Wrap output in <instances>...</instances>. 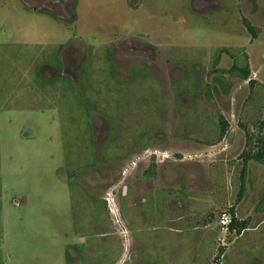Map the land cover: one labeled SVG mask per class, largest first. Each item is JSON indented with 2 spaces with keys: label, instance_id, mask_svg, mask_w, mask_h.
<instances>
[{
  "label": "rangeland",
  "instance_id": "obj_1",
  "mask_svg": "<svg viewBox=\"0 0 264 264\" xmlns=\"http://www.w3.org/2000/svg\"><path fill=\"white\" fill-rule=\"evenodd\" d=\"M125 42L138 45L133 57ZM110 45L121 85L105 77ZM221 49L248 56L253 91L213 73ZM87 52L99 71L86 62L78 83ZM232 65L223 54L216 68ZM38 75L72 92L42 89ZM219 116L230 131L207 146ZM263 118L264 0H0V264H264V225L242 236L219 226L236 204L240 123L251 132ZM262 173L251 166L239 217L253 218ZM108 194L111 211L90 203ZM221 239L235 242L213 261Z\"/></svg>",
  "mask_w": 264,
  "mask_h": 264
},
{
  "label": "trees",
  "instance_id": "obj_2",
  "mask_svg": "<svg viewBox=\"0 0 264 264\" xmlns=\"http://www.w3.org/2000/svg\"><path fill=\"white\" fill-rule=\"evenodd\" d=\"M243 24L247 30V32L251 35L252 39H257L258 35L260 33L259 29L254 27L253 25H251V23H249V21L247 20H243ZM218 57L216 58V60L214 61L213 64V73L218 75V76H228L230 78H235L238 79L242 82H249L250 88L253 91L255 85L257 84L255 81L251 80V73H250V68H249V62H248V56L245 53H241V52H237V53H233L227 49H221L218 51ZM59 53V50H58ZM88 58L87 60L84 62L83 66L86 64V62L91 61V57H90V52H88ZM227 55L231 58H233V65L230 69H217V63L219 62V58L221 57V55ZM56 64L59 66L60 64L56 62ZM91 65V63L88 65V67ZM81 66V69L79 70V81L78 83H83L86 82V73H87V69L88 67L86 66ZM189 71H186V73L183 76V79H185L187 81V83L189 82L190 78L188 75ZM38 81H42L43 84L41 86L42 89L46 88V83H47V87L48 85L51 86H55V84H59L61 86H65V89L67 91H71L72 92V82H69V80H62V79H50L48 81H45L43 78H41L39 75L36 76ZM197 78L192 82L193 86H196L197 82H196ZM45 85V87H44ZM82 84H79V89L80 86ZM76 95V94H75ZM90 97L86 98V103H85V110H86V115L87 117L89 116V112H93L96 111L95 106L93 105V101H91L89 99ZM93 102V103H92ZM87 107L90 108L87 109ZM73 108L72 105L69 107V111H67V114L72 116L74 115L73 113ZM78 110H76L75 112H77ZM91 116V115H90ZM253 125V130L250 132L247 128L246 125L241 124L240 123V127L243 131V133L245 134L246 137V147L243 150V152L239 155V161H240V172L238 173V177H239V189L238 192L236 194V201H235V205L233 204L230 208L227 209V211L225 213L229 214L231 216V223L228 227L227 233L228 234H236L237 236H242L243 234H245V232L248 231L249 226H250V217H246V218H242L239 217L237 215V211H236V206L239 205L240 203H242L246 197H247V192H248V188L250 185V165H257L260 169H262L263 171V175H264V118L261 120H257L254 121L252 123ZM88 127H91V124L88 123L87 124ZM217 126H218V130H217V139L215 140V142H207L206 145L207 146H213L216 142H221L222 140H224V138L227 136V134L230 131V126L229 123L225 120L224 117L219 116L218 120H217ZM148 146L143 147L144 150H146ZM151 168V167H150ZM155 165H152L151 169H148V171H146V175L148 178H151L154 176L155 172L154 169ZM92 202V204H94L95 206L99 203H97L95 201V199L92 197V199H90V203ZM103 205L105 206V203L103 202ZM254 211L255 212H259L260 214H262L263 209H264V193L262 194V196H260V198H258V200L255 202V206H254ZM105 209V207L103 208V210ZM264 214V213H263ZM221 216V215H220ZM213 218L212 214L207 215L204 220V223H206L207 218ZM79 249H77L78 251ZM67 255V254H66ZM68 256V255H67Z\"/></svg>",
  "mask_w": 264,
  "mask_h": 264
},
{
  "label": "crops",
  "instance_id": "obj_3",
  "mask_svg": "<svg viewBox=\"0 0 264 264\" xmlns=\"http://www.w3.org/2000/svg\"><path fill=\"white\" fill-rule=\"evenodd\" d=\"M44 66V68H46V65L44 64L43 65ZM41 68H43V67H41ZM40 76V75H39ZM41 77V76H40ZM42 78V77H41ZM44 79V78H43ZM45 80V79H44ZM45 81H47V80H45ZM251 166H253L252 164L250 165V168H251ZM255 166H257V165H255ZM260 177V176H259ZM262 178L261 179H259L260 181V184H261V187H260V189H258V192H257V194L259 193V192H261V189H263V191H264V175H263V173H262V176H261ZM185 194H190L189 192H187V193H185ZM256 194V195H257ZM184 197H190V196H187V195H184ZM258 197H259V194L256 196V198L257 199H255V202L258 200ZM255 202L253 203H251L252 204V206H253V208H252V210H253V212H252V214L254 215L253 216V218H251L250 216H246V217H250V231H252V232H258L259 230H260V228L264 225V209H263V212H262V214H260L259 212H255L254 211V206H255ZM184 204L185 205H187V201H184ZM229 204H231L230 202H228L227 203V205H229ZM188 211L190 212V210H189V207H188ZM208 214H211V213H208ZM245 217V218H246ZM187 218V217H186ZM207 220L208 221H206V223H204L203 225L204 226H206V227H208V226H210V225H212V224H214L215 222V219H214V216H213V218L211 217V218H207ZM254 221H256V224L254 223L253 224V222ZM260 221V222H259ZM257 222H259V224H257ZM188 226H189V223H188ZM249 230V229H248ZM223 234H225V233H223ZM230 235H233V233L232 234H230ZM207 239V238H206ZM206 239H198V242H199V247L200 246H202L203 244H204V242H205V240ZM255 240H256V243H254L255 242ZM194 241H195V243H197V241L194 239ZM253 241V242H252ZM235 242V240H225V239H221V241H220V243H216V241L215 240H212V242H211V246L212 247H210V249H208L209 251H207L206 252V254H210V255H214L213 257H212V259H214L213 261H216L215 259L217 258V256H218V254H220L221 255V257H223L224 255H226V258H227V254L229 253V246L230 245H232L233 243ZM251 244L252 245H254V244H256L257 246H259L260 245V243H259V241L256 239V238H251L250 237V248L252 247L251 246ZM187 245V244H186ZM194 245H196V244H194ZM201 248V247H200ZM202 251V250H201ZM200 250L198 251V255L200 254V252H201ZM195 252H197V251H195ZM218 252V253H217ZM217 253V254H216ZM250 254H251V252H250ZM194 256H196V257H198L199 258V256H197V255H193L192 256V259H194ZM218 259V258H217ZM259 260V259H258ZM250 264H258V263H255V262H253V259L250 261Z\"/></svg>",
  "mask_w": 264,
  "mask_h": 264
},
{
  "label": "flooded vegetation",
  "instance_id": "obj_4",
  "mask_svg": "<svg viewBox=\"0 0 264 264\" xmlns=\"http://www.w3.org/2000/svg\"><path fill=\"white\" fill-rule=\"evenodd\" d=\"M54 2H58V3H60L61 5H65L66 3H68L69 2V0H53ZM108 48V50L107 51H104V65L106 64V66H107V68H108V72L105 74V77H109V79H110V81H112V83H115V84H117V85H121V83H123L122 81V78L121 77H119V75H118V69L116 68V65L114 64V62H113V51L115 50V46L114 45H110V46H107ZM137 47H138V45L137 44H134V43H129V42H125V43H123L119 48H121L122 50L124 49V51H126V54H127V56H129V57H133L134 56V54H137L135 51H136V49H137ZM62 46H60L59 47V54H60V51L62 50ZM88 48H91V47H88ZM138 49H139V47H138ZM141 49V48H140ZM89 51L90 52H92V50L91 49H89ZM141 53V52H140ZM87 54H88V52H87ZM87 58H88V55H87V57H86V60H87ZM129 59V58H128ZM59 60V59H58ZM92 62H91V65L90 66H92V69L95 71V72H98L99 70L97 69V66H96V68H95V66H93V65H95L94 64V58H93V55H92ZM57 63H59V64H61V62H60V60H59V62H57ZM51 65V64H50ZM46 67H48V65L46 66ZM81 69V66H80V68H79V70ZM93 73V71H91V72H89V74H92ZM79 76V75H78ZM89 78H91V76H89ZM132 79V81H133V77L131 78ZM104 82H102V84H103ZM105 84V83H104ZM124 84V83H123ZM123 86V85H122ZM92 123V122H91ZM113 128V127H112ZM92 133H93V125H92ZM113 130V129H112ZM111 133H112V131H111ZM133 149H136L134 146L132 147ZM132 153V149H130L129 150V153H126V155L124 156V158H128L129 156H130V154ZM105 161V160H104ZM94 198V197H93ZM95 199V201L97 202V203H99V205H101L103 208L104 207H107V205H106V203H105V197L104 198H99L98 197V199H96V198H94ZM103 202L105 203V206L103 205ZM15 204H17V202L15 203ZM92 205V204H91ZM102 212H103V209L101 210Z\"/></svg>",
  "mask_w": 264,
  "mask_h": 264
},
{
  "label": "built area",
  "instance_id": "obj_5",
  "mask_svg": "<svg viewBox=\"0 0 264 264\" xmlns=\"http://www.w3.org/2000/svg\"><path fill=\"white\" fill-rule=\"evenodd\" d=\"M112 194H108V196L105 198V203L109 207V210L111 211V205H112ZM231 223V216L227 213H222L219 217V226L222 230L227 231L228 227Z\"/></svg>",
  "mask_w": 264,
  "mask_h": 264
}]
</instances>
